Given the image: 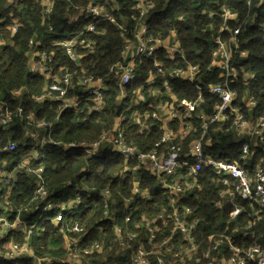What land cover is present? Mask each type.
Segmentation results:
<instances>
[{"label": "built area", "instance_id": "built-area-1", "mask_svg": "<svg viewBox=\"0 0 264 264\" xmlns=\"http://www.w3.org/2000/svg\"><path fill=\"white\" fill-rule=\"evenodd\" d=\"M21 1L7 0L6 7ZM243 1L248 8L246 18L253 22L264 0ZM39 2L45 17L52 11L54 0ZM133 2L137 23L130 32L97 0H88L77 14H67L69 24L82 23L80 30L53 40L50 45L62 48L72 62V68L62 65L57 69L54 66V53L39 50L42 42L34 35L29 40L28 67L31 72L44 76L46 84L40 93L33 95V99L39 104L57 103L59 113L65 109H74L79 113L102 111L110 85L104 78L88 74L83 68L82 59L85 53L94 49V42L89 35L99 33L97 23H113L124 37L122 53L125 58L108 68L114 77L116 97L119 100L128 95L130 83L135 78L136 60L154 56V70L149 72L145 85L132 91L134 104L128 105L126 110H130L128 118L141 132L153 130L154 125H158L162 130L160 137L150 149H140L125 139L122 126L125 117L119 116L111 130L102 131L93 140L56 142L51 138L55 122L36 118L31 112L25 113L20 106L12 109L0 90V127L9 126L16 119H24L29 126L25 134L26 139H29V148H18L20 144L26 146L24 141L18 143L9 140L0 145V256L12 260L26 255L31 258L32 264H50L49 255L37 256L32 248V233L38 220L31 217L25 219L24 215L55 212L48 217L57 224L60 232H84L78 222L61 224L64 210L80 202L84 191L101 197L103 220L112 221L114 218L117 210L113 208L109 188L99 189L97 186L86 187L76 183L73 188L75 193L68 201L59 202L52 198L46 185L39 150L47 144H61L65 149H83L88 158L98 156L100 150L110 146L125 162L120 170L113 173V177L126 178L129 174L136 177L137 171L144 170L161 183L168 197L169 208L164 207L151 217L138 213L139 221L135 227L139 230L124 232L121 225L114 224L121 246L129 247L128 241L140 237L139 244L132 248L131 264H264V232L258 234L254 230L262 221L264 213V157L254 160L258 148L264 145V114H255L258 113L259 102L251 93L249 83L255 80L256 75L243 62L247 50L240 48L242 23H239L238 12L234 8L222 6L220 26L213 36L210 59L206 65L186 63L183 66L166 67L158 61V56L173 61L184 58L176 32L171 31L164 38L150 34L147 17L154 6L153 1ZM19 26L18 22H14L10 27L11 32H17ZM48 29L53 31L51 26ZM3 42L0 35V46ZM215 71L222 82L209 84L206 90V93L216 96L214 102L205 101L201 93L195 98H177L170 91L169 79L193 82L200 75ZM158 75L162 76V80ZM198 90L202 88L198 86ZM145 91L155 97L154 107L148 104ZM22 92L23 89L19 88L9 93L12 97H18ZM142 105L147 107L141 110ZM216 124H222L226 131H230L241 142L240 161L216 159L206 151V146L212 147L210 130ZM202 166L210 167L216 178L215 208L223 210L232 205L228 213L232 220L244 211V206L239 205L237 200H247L249 209L253 210L252 213L246 210L241 216V225H238L237 220L233 229L226 226L224 230L210 232L206 237L196 234L199 218L193 216L194 209L183 203L189 190L201 188L199 171ZM23 170L36 177V185L26 203L14 206L11 187L17 180V173ZM135 198L151 199L147 189L141 187L139 178L131 181V195L122 196L123 210L127 212L126 223L132 213L139 210L134 204ZM140 230L145 231L147 245ZM19 233L22 239L18 237ZM248 234L260 241L248 246L241 244L240 237ZM158 235H161L160 239H157ZM80 241V236H65L63 247L66 252L59 258L62 263L95 264L96 258L93 259L91 255L102 251V240L89 245H81Z\"/></svg>", "mask_w": 264, "mask_h": 264}, {"label": "trees", "instance_id": "trees-1", "mask_svg": "<svg viewBox=\"0 0 264 264\" xmlns=\"http://www.w3.org/2000/svg\"><path fill=\"white\" fill-rule=\"evenodd\" d=\"M88 0H54L52 11L43 17L42 7L39 0H23L17 5L6 7L7 0H0V35L3 44L0 46V90L4 93L7 105L12 109L22 107L25 113H33L36 118H45L55 122V128L51 138L58 142L93 140L102 131L111 130L115 120L124 116L122 126L124 136L128 141L133 142L142 150H148L158 140L162 130L154 125L153 130L141 132L139 127L128 118L134 95L132 91L145 85L149 72L154 70V56L149 58H138L135 63V78L130 83L128 95L123 99H117L114 92V77L108 72L111 64L125 60L122 50L124 37L116 25L109 22H98V34H90L89 38L94 42L92 52L83 56L82 65L88 74L104 78L110 89L106 92V103L102 111L95 113H79L74 109H65L58 112L57 103L39 104L34 101L33 95L42 91L46 84L45 77L29 70L28 52L29 40L35 35L36 39L42 42L39 50H47L54 53V66H66L72 68V62L65 55L59 46H52L50 42L62 39L69 34L78 33L82 23L71 25L67 21V14L79 13ZM122 23L127 31H131L137 23L136 11L133 9V0H97ZM153 8L149 11L147 25L149 33L166 37L171 31L176 32L180 42L184 58H177L174 61L163 56H158V61L166 67L175 65L183 66L186 63L206 65L210 59L213 36L220 26V13L222 6L234 8L238 12L239 23H242V30L239 34L240 48L247 50L243 62L255 72L256 78L249 83L251 93L259 102L258 113L264 114V5L257 11V16L252 22L246 18L248 8L243 0H152ZM212 12V15L210 13ZM18 22V31L11 32L10 27ZM53 31L50 32L48 27ZM212 26V27H211ZM102 31V32H101ZM58 69V68H57ZM56 69V70H57ZM162 80V76L158 75ZM222 82L218 72L205 73L196 78L193 82L178 79H169L170 91L177 98H195L199 93L205 101H216V96L206 93L208 85ZM161 85V84H159ZM198 86L202 90H198ZM22 88L23 92L18 97H12L10 90ZM147 89V87H146ZM162 89V87H161ZM146 94V91L144 92ZM148 104L154 107L155 97L146 94ZM146 105L140 107L141 110ZM58 118V119H57ZM155 124V123H154ZM26 128L29 126L24 119H16L9 126L0 127V145L6 141L26 142L18 148H29V139H26ZM212 136V147H205L206 151L216 159L240 161L241 142L236 139L230 131L222 124H216L210 130ZM40 161L44 165V177L46 185L51 191V196L59 202H66L73 197L74 184L83 186H97L99 189L109 188L112 194V205L116 208L112 221L102 219V199L98 194L82 192V199L73 203L63 212L61 222L68 224L78 222L84 228V232L67 231L63 234L59 231L57 224L51 221L50 214L39 215L31 213L24 215L38 220V225L32 233V248L37 256L49 255L50 264H65L59 258L65 254L63 247L65 236L81 237V245H89L93 241H101L103 249L100 252H93L92 258L95 264H131L130 254L132 248L139 244L140 237L128 241L129 247L119 244L115 234L114 224L123 227V231L139 230L135 227L139 221L138 213H145L151 217L164 207H168V197L165 194L159 180L144 170L137 171L136 177L129 174L126 178L113 177V173L120 170L125 162L122 156L111 150L110 146L100 150L98 156L88 158L83 149H65L61 144H47L40 150ZM264 157V145L258 148L255 154ZM16 163V162H15ZM14 163V164H15ZM129 164V161L127 162ZM139 178L141 187L147 189L151 199L144 200L135 198L134 204L138 211L132 213L129 222H125L127 212L123 210L122 196L131 195V181ZM200 189H191L183 199V203L194 209V217L199 218L196 234L206 237L208 233L224 230L227 226L233 229L235 221L241 225V216L249 209L247 200H237L239 205L244 206L243 213L235 220L229 219L228 213L232 208L229 205L225 209H217L213 206L216 198L217 183L210 167L202 166L199 171ZM70 183V184H69ZM36 177L25 170L17 173V180L11 187V199L14 206L26 203L34 193ZM169 208V207H168ZM255 209H258L255 206ZM241 231L242 228H240ZM257 233L264 232L263 219L254 228ZM141 237L146 244L144 230ZM165 232L167 230H164ZM251 231V230H250ZM139 232V231H138ZM236 234L235 232L233 233ZM19 238L22 235L19 233ZM158 235L157 239H160ZM240 243L248 246L259 242L257 237L248 234L240 237ZM147 245V244H146ZM0 264H32L31 258L24 255L16 259H6L0 256ZM193 264V263H189Z\"/></svg>", "mask_w": 264, "mask_h": 264}]
</instances>
